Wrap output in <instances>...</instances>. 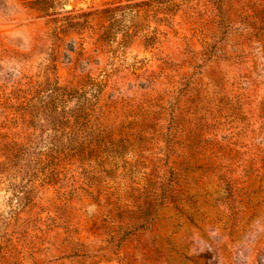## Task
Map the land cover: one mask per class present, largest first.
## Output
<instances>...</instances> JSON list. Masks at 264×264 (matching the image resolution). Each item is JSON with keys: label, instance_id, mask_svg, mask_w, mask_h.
Instances as JSON below:
<instances>
[{"label": "rangeland", "instance_id": "rangeland-1", "mask_svg": "<svg viewBox=\"0 0 264 264\" xmlns=\"http://www.w3.org/2000/svg\"><path fill=\"white\" fill-rule=\"evenodd\" d=\"M26 1L0 0V264H264V0ZM49 83L55 114L5 108Z\"/></svg>", "mask_w": 264, "mask_h": 264}, {"label": "trees", "instance_id": "trees-1", "mask_svg": "<svg viewBox=\"0 0 264 264\" xmlns=\"http://www.w3.org/2000/svg\"><path fill=\"white\" fill-rule=\"evenodd\" d=\"M27 1L30 3H27ZM26 3L28 6H39L40 9L49 11L52 8V5L54 4L55 0H27ZM50 84V83H49ZM44 85L41 86L36 91V95H34L35 104L31 103V98L27 96L21 97V98H9V100L6 102L5 108L10 109L16 114H19L20 117L25 119L28 115L38 114V113H44L47 115L55 114L60 107H63L68 103V100L71 97H75L74 95L77 93L69 92L65 88H62L56 84H50L52 86ZM49 87H51L49 89ZM45 94V95H44ZM50 123L52 122L49 120ZM10 143V144H9ZM16 140H10V142L7 143L8 148L4 150L3 153H5L6 158H10L12 154L15 152L16 148ZM5 148V147H4Z\"/></svg>", "mask_w": 264, "mask_h": 264}]
</instances>
